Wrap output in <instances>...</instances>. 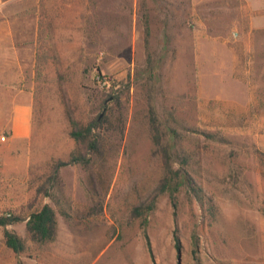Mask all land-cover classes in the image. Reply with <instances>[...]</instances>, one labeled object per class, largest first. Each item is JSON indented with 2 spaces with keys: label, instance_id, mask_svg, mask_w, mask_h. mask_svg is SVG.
<instances>
[{
  "label": "rangeland",
  "instance_id": "rangeland-1",
  "mask_svg": "<svg viewBox=\"0 0 264 264\" xmlns=\"http://www.w3.org/2000/svg\"><path fill=\"white\" fill-rule=\"evenodd\" d=\"M145 4L139 0L136 9L129 0H0V23L10 20L18 43L4 48L0 42V66L11 51L8 59L24 67L22 86L32 92L34 106L32 140L17 145L26 149L22 156L7 146L9 128L0 129V215L20 218L9 228L26 243L16 254L0 225V264H264V32L253 33V47L248 36L234 38L229 29L225 45L195 49L189 31L178 25L162 31L154 16L150 23L154 11ZM64 94L84 120L104 112L98 104L108 95L109 109L126 121L120 154L102 163L114 174L100 215L88 214L81 164L61 167L52 179L55 164L68 160L75 147ZM150 105L174 167L194 177L202 196L182 188L176 215L169 194L158 197L147 213L153 255L140 219L131 216L132 207L154 193L164 170ZM41 185L48 196L37 193ZM45 203L58 212V235L35 243L27 221Z\"/></svg>",
  "mask_w": 264,
  "mask_h": 264
},
{
  "label": "trees",
  "instance_id": "trees-1",
  "mask_svg": "<svg viewBox=\"0 0 264 264\" xmlns=\"http://www.w3.org/2000/svg\"><path fill=\"white\" fill-rule=\"evenodd\" d=\"M98 71V75H100V69ZM60 75L62 81L63 75L62 73ZM63 97L70 123L69 134L75 141V147L68 160H60L55 164L52 170V179L59 177L61 167L75 163L81 164L87 173V190L91 198L88 214L90 216L100 215L104 212L111 187V178L114 174V169L111 168V171L107 172L102 163L108 161L110 157L120 154L123 148L126 121L124 117H115L114 112L109 109L108 101L110 99L108 95L98 104V109L100 107L104 112L92 117L89 116L86 120L80 118L76 111L71 108L69 96L64 94ZM149 118L152 138L156 146L155 150L164 154V170L154 193L147 201L134 205L131 209V216L140 219L142 235L148 250L153 255L151 238L148 232L147 213L155 209L158 197L162 193H168L176 215L179 206L178 192L182 188H187L190 194H194L199 200H202V196L200 194L201 187L194 177L188 171L174 167L169 145L161 141L159 121L153 105H150ZM37 193L45 196L50 194L46 185L38 187ZM19 219V217L0 215V225L4 228L5 243L16 254H20L26 249L24 239L9 228V224ZM26 229L29 239L35 243L54 241L58 235L57 210L49 203L43 204L40 209L29 215ZM194 237L196 252L198 237L196 235ZM173 239L179 255L182 250V241L177 228L174 231Z\"/></svg>",
  "mask_w": 264,
  "mask_h": 264
},
{
  "label": "crops",
  "instance_id": "crops-1",
  "mask_svg": "<svg viewBox=\"0 0 264 264\" xmlns=\"http://www.w3.org/2000/svg\"><path fill=\"white\" fill-rule=\"evenodd\" d=\"M129 1L131 6L136 8L139 0ZM147 1L151 8L150 12L154 11V15H150V23H152L151 16H154L156 17L155 21L153 20L154 24H160L162 31H170L177 25L180 26L177 30L189 31L191 34L189 46L195 49L225 45L228 42L226 33L229 29H232L234 38H237L240 33L242 39L248 36L250 43L246 42V44L253 47V33L264 32V0H141L143 5H146ZM138 18L137 10L134 13L131 12V31L133 32L137 30ZM219 21L223 27L214 29L213 25ZM36 23L37 20L34 24V35L30 39L33 48L37 45ZM14 30L9 19L1 21L0 42L4 43V48L18 45L16 40L14 41ZM145 30L152 31L149 27ZM133 41L136 42V39ZM133 46H136V43ZM173 46L183 45L174 44ZM9 52L11 51H5V63L0 66V71L3 72L0 74V100L4 101L0 104V129L9 128L7 146L9 148L12 146L11 150L21 152L22 156L26 149L17 145L26 144L33 137V97L32 92L22 86L24 67L21 62L15 67V63L8 59ZM215 65L212 63L213 67L217 66ZM14 67L16 72L11 73ZM212 72L213 74L221 73V70L219 68ZM26 165H30L29 161Z\"/></svg>",
  "mask_w": 264,
  "mask_h": 264
},
{
  "label": "water",
  "instance_id": "water-1",
  "mask_svg": "<svg viewBox=\"0 0 264 264\" xmlns=\"http://www.w3.org/2000/svg\"><path fill=\"white\" fill-rule=\"evenodd\" d=\"M180 258H181V252H180V254H179V261H180Z\"/></svg>",
  "mask_w": 264,
  "mask_h": 264
},
{
  "label": "built area",
  "instance_id": "built-area-1",
  "mask_svg": "<svg viewBox=\"0 0 264 264\" xmlns=\"http://www.w3.org/2000/svg\"><path fill=\"white\" fill-rule=\"evenodd\" d=\"M4 138H5V136H4Z\"/></svg>",
  "mask_w": 264,
  "mask_h": 264
}]
</instances>
